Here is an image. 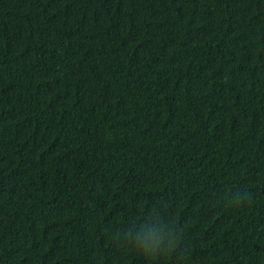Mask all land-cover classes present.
Masks as SVG:
<instances>
[{
  "label": "trees",
  "instance_id": "16d2710c",
  "mask_svg": "<svg viewBox=\"0 0 264 264\" xmlns=\"http://www.w3.org/2000/svg\"><path fill=\"white\" fill-rule=\"evenodd\" d=\"M0 264H264V0H0Z\"/></svg>",
  "mask_w": 264,
  "mask_h": 264
}]
</instances>
